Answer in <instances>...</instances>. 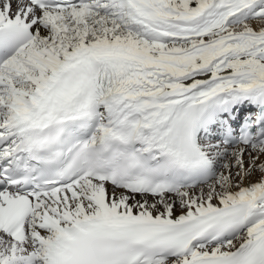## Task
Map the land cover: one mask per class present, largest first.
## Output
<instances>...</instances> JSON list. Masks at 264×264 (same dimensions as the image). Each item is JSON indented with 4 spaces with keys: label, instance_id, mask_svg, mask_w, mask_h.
I'll use <instances>...</instances> for the list:
<instances>
[{
    "label": "snow or ice",
    "instance_id": "6c2138e0",
    "mask_svg": "<svg viewBox=\"0 0 264 264\" xmlns=\"http://www.w3.org/2000/svg\"><path fill=\"white\" fill-rule=\"evenodd\" d=\"M0 264H264V0H0Z\"/></svg>",
    "mask_w": 264,
    "mask_h": 264
},
{
    "label": "bare ground",
    "instance_id": "6f19581e",
    "mask_svg": "<svg viewBox=\"0 0 264 264\" xmlns=\"http://www.w3.org/2000/svg\"><path fill=\"white\" fill-rule=\"evenodd\" d=\"M246 159H247V157H246ZM253 179H255V177Z\"/></svg>",
    "mask_w": 264,
    "mask_h": 264
}]
</instances>
